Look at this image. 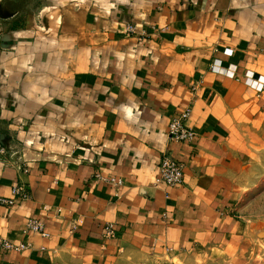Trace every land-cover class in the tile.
Returning a JSON list of instances; mask_svg holds the SVG:
<instances>
[{
	"label": "crops",
	"instance_id": "obj_1",
	"mask_svg": "<svg viewBox=\"0 0 264 264\" xmlns=\"http://www.w3.org/2000/svg\"><path fill=\"white\" fill-rule=\"evenodd\" d=\"M127 24L150 38L126 37ZM80 30L74 59L65 50L40 57L28 44L10 59L17 71L9 69L0 90L11 93L9 102L0 97V136L24 145L27 169L0 162V196L24 185L32 199L0 207V239L30 248L0 249V264H124L167 249L212 264H227L218 259L224 253L235 264L243 137L257 143L264 127V89L243 80L246 71L264 78V0H127ZM215 59L236 66L237 78L211 72ZM30 60L41 62L36 75ZM187 109L197 137L172 143L169 124ZM167 153L184 165L174 188L156 186ZM97 174L124 185L117 192ZM31 218L44 221L49 238L26 232ZM106 224L115 227L112 239Z\"/></svg>",
	"mask_w": 264,
	"mask_h": 264
},
{
	"label": "rangeland",
	"instance_id": "obj_2",
	"mask_svg": "<svg viewBox=\"0 0 264 264\" xmlns=\"http://www.w3.org/2000/svg\"><path fill=\"white\" fill-rule=\"evenodd\" d=\"M125 1L127 0H0V90L8 85L9 69L17 71L14 61L16 54L19 53L18 48L23 49L26 44L31 45L33 46L31 49H35L40 57L44 55L48 59L62 55L65 50L70 51L69 57L74 59L77 57V54L74 53V45L77 43L76 39L82 37L80 29L85 19H89L90 16L93 18L95 14L108 13L112 7ZM122 34L126 37L139 39L129 36L125 30L122 31ZM70 37H72L71 41L67 42L63 49L62 43L68 41ZM143 40L139 39V41ZM219 45L218 43L212 48L213 53L220 52ZM82 50L87 59V51L84 47ZM10 59H14V61H10ZM214 61L209 68L211 72ZM27 64V69L36 75L35 68L41 62L33 63L30 60ZM249 73L253 72L246 71L243 76L244 84L247 86L246 80ZM253 74L256 78L255 73ZM236 78L237 76L233 79ZM253 90L258 94L263 91ZM20 93L14 94V97L20 96ZM10 94L3 93L0 97L5 102H9ZM256 97L261 98L260 95H256ZM19 125L26 128L27 121L22 120ZM257 132L261 134L258 136L261 141L257 143H251L247 136L243 137V140L246 139L247 142L243 141L242 155L246 157L247 161L242 160L243 172L238 184L239 195L235 204L236 219L241 228L238 240L241 250L232 258L235 260V264H264V127H258ZM0 135H2L1 132ZM0 144H3L2 146L5 148L4 153L0 151L1 163L22 171L27 169L24 145L20 141L5 134L3 137L0 136ZM218 259L225 260L228 264L229 256L221 253ZM126 263L212 264L204 255L179 259L167 253L147 258H131L130 256L124 264Z\"/></svg>",
	"mask_w": 264,
	"mask_h": 264
},
{
	"label": "built area",
	"instance_id": "obj_3",
	"mask_svg": "<svg viewBox=\"0 0 264 264\" xmlns=\"http://www.w3.org/2000/svg\"><path fill=\"white\" fill-rule=\"evenodd\" d=\"M125 31L129 36L138 37L139 39L150 38L149 29H138L133 24H128L125 27ZM224 56L232 57L234 51L231 49H225ZM212 72L219 75H224L229 78H235L237 67L230 65L228 68L224 67V62L220 59H215ZM247 75V84L249 87L261 92L264 88V78H255L253 73ZM191 116V109L185 110V112L178 117L171 120L168 128V139L172 143L177 144H191L197 137V133L192 128L188 127L186 122ZM0 144V151L4 153L5 148ZM26 170V169H24ZM96 178L105 182L108 185L113 186L117 192L124 185L122 179L111 177L104 178L100 174L96 175ZM184 178V166L177 161L170 153L164 154L160 162L159 176L156 180V186L166 185L169 188H174L183 183ZM32 199L30 190L24 185H16L12 188L11 197L0 196V207L12 208L21 202L29 201ZM46 212L51 211L49 207H45ZM63 209H56V213H62ZM76 228V224L73 225V229ZM26 232L39 234L44 238H49L50 235L45 230V223L42 220L31 218L27 221ZM116 230L113 224L105 225V237L112 239L115 237ZM30 248L29 245H15L12 242L0 239V249L3 251L21 252ZM170 249H167V253H171Z\"/></svg>",
	"mask_w": 264,
	"mask_h": 264
}]
</instances>
